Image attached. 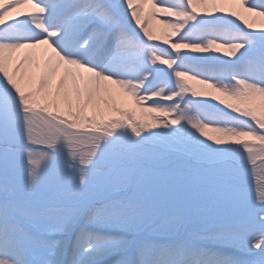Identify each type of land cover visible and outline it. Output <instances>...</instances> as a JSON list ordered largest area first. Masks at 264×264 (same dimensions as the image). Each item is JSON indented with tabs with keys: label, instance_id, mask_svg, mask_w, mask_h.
Returning a JSON list of instances; mask_svg holds the SVG:
<instances>
[{
	"label": "rangeland",
	"instance_id": "rangeland-1",
	"mask_svg": "<svg viewBox=\"0 0 264 264\" xmlns=\"http://www.w3.org/2000/svg\"><path fill=\"white\" fill-rule=\"evenodd\" d=\"M31 1L46 8L57 0ZM101 1L108 6L104 20L88 10L81 14L73 9L78 6L75 2L51 7L43 23L45 36L57 31L71 37L74 29L66 26L68 20L93 18L103 37L89 43L93 50L89 67L97 65V69L108 58L109 40L118 43L132 37L131 61L150 81L141 92L132 89L141 99L120 89L126 103L113 92V98L103 99L105 106L85 109L83 92L89 76L80 72L68 75L78 107L68 104V92L58 104L57 92L51 91L47 104L37 92L39 72L26 70L33 91L16 88L10 80L15 53H1L4 61L10 60L6 61L9 77L0 76V204L13 205L21 219V223L15 220L19 259L11 264L49 262L50 251L41 243L30 244L21 233L45 232L35 228H40L35 215L44 210V215L53 216L56 207H62L63 225L56 226L62 237L55 245L61 247L55 264H66L72 241L88 223L94 231L87 233L85 248L110 244L119 236L114 231L121 230L134 246L147 234L153 236L148 241L163 236L159 239L163 246L184 250L210 241H232L246 252L238 255L240 264H264V0H254L261 12L260 34L247 30L246 17L238 16L232 26H205L202 48L173 44L167 33L149 36L142 28H137L138 33L129 31L124 16L131 3ZM136 3L139 8L143 0ZM68 4L79 11H67ZM185 10L186 19L204 26L188 7ZM7 13L0 18H13L14 13ZM78 33L66 43L71 50L86 43L87 36ZM210 37L238 49L225 57L215 51ZM244 67L247 74L241 73ZM154 92L156 97L148 100ZM64 140L105 141L120 150L19 148L24 142L50 145ZM179 153L204 164L253 165L247 173L227 167L215 176L205 175L184 165ZM140 155L156 165H172L145 167L136 157ZM132 260L119 255L117 264H133Z\"/></svg>",
	"mask_w": 264,
	"mask_h": 264
},
{
	"label": "bare ground",
	"instance_id": "bare-ground-1",
	"mask_svg": "<svg viewBox=\"0 0 264 264\" xmlns=\"http://www.w3.org/2000/svg\"><path fill=\"white\" fill-rule=\"evenodd\" d=\"M35 1L37 4L41 1L44 4L51 0ZM64 1L77 3L78 6L73 9H79L82 11L81 14L92 10L91 12L96 13L101 20H104V13L108 11L106 1L101 0H57L51 3L52 6L46 8L39 7L31 0H0V14L2 12L14 13L11 19H2V16L0 18V63L5 64L3 67L0 65V76L5 79L9 77L6 73V61L10 59L4 61L1 53L10 52V54L15 53L11 61L14 71L10 77L13 86L16 88L24 86L30 90L31 77L26 76V70L30 71L31 68H34L36 72H39L38 95L45 99L47 104L51 103L52 96L49 95L51 91L57 92V99L54 101L58 104L61 102V95L68 92V104L71 107H76L78 99L74 93V87L69 84L68 75L80 72L86 73L87 78L89 76V79H86L83 92L85 109L95 108L102 104L105 106L103 99L113 98L114 93L124 99L126 96H122L123 94L120 92L122 89L128 91L131 97L141 99V96L133 95L132 89L135 93L141 92L146 85L150 84V81L146 74L131 61L130 55L134 54L133 50H129L133 46L132 37L120 38L118 43L109 40L108 58L104 65L97 69L95 68L97 65L89 67V55L93 52L89 43L102 41L103 37L101 28L93 18L91 19L89 16H84L82 19L74 17L66 23V26H72L74 29V33L70 34L71 37L76 33L79 34L78 32L87 36L86 43L84 42L75 50H71L66 44L71 40V37L63 36L57 31L47 33L45 36L43 23L47 19L50 8H55L57 4H65ZM123 1L131 3V8H128L129 13L127 11L124 16L130 28L129 31L138 33L137 28H142L141 30L149 36L152 33L154 35L167 33L165 34L166 38L173 44L188 43L191 47L202 48L205 46L202 41V36L205 37L203 31L207 28L205 26L210 24L232 26L237 24L238 16L246 17L245 27L247 30L260 34L261 12L254 0H143V5L139 8L136 3L139 0ZM64 7L67 11H69L68 8L71 11H79L71 9L72 5L70 6V4L64 5ZM187 7L199 18V24L204 25L203 27L196 26L186 19L185 9ZM209 40L214 46L216 44V47H213L215 51H220L224 56L238 49L231 44L219 43L213 37H210ZM35 60L39 61L37 65ZM181 67L182 65H178L179 70ZM243 70L244 72H240L245 74L249 72L246 71V67ZM155 97L156 92L147 96L148 100ZM127 101V98L123 100L124 103ZM183 162L188 165L186 161ZM54 210L55 215L53 216L44 215V210L35 215V221L40 226V228H35L43 229L45 232L35 233L36 236L21 233L23 239L30 244L41 243L44 245L42 249L50 251L49 258L51 259L48 258L49 262L46 261V264H55L58 252L61 251V247L55 245L62 237L61 229L56 226L63 225L61 218L63 211L62 207H56ZM17 214H19V210L13 205L0 204V264H11L19 259L17 254L19 251L17 241L19 226L15 222H20L21 219L15 216ZM91 231H94V228L89 223L84 225V230H80L78 237L70 245L66 264H117L119 255L123 254L129 255L133 259V264H240L237 259L238 255L246 254L232 241L228 243L210 241V243L201 244L193 250H184L182 246L169 248L163 246L162 241L159 240L163 236L158 237V241H148L153 237L151 234L142 237L143 241H139L134 246L129 235L121 230L114 231L119 236L110 244L85 248L87 233ZM196 245L191 244L190 246ZM176 259L181 262L172 263Z\"/></svg>",
	"mask_w": 264,
	"mask_h": 264
},
{
	"label": "water",
	"instance_id": "water-1",
	"mask_svg": "<svg viewBox=\"0 0 264 264\" xmlns=\"http://www.w3.org/2000/svg\"><path fill=\"white\" fill-rule=\"evenodd\" d=\"M66 145H72V142H61L52 146H44V145H39V144H28L26 146V148H33V149H42V150H46V151H52L54 149L60 148V149H64ZM77 145V149H92L95 147H98V145L96 143H92V144H76ZM180 161H186L190 166L194 167L196 170L201 171L207 175H213L216 174V170L218 169H224V168H230V169H236L237 171H242L245 172L248 167H242V168H235L232 165H229L227 163H213V164H204V163H200L197 161L192 160L189 156L185 155V154H180L179 155ZM142 163L152 166V167H156V165L154 164V162L151 161H144L141 158Z\"/></svg>",
	"mask_w": 264,
	"mask_h": 264
}]
</instances>
